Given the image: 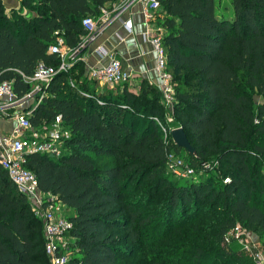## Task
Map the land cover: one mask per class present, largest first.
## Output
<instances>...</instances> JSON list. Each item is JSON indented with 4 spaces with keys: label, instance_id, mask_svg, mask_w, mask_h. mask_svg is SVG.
I'll use <instances>...</instances> for the list:
<instances>
[{
    "label": "trees",
    "instance_id": "trees-1",
    "mask_svg": "<svg viewBox=\"0 0 264 264\" xmlns=\"http://www.w3.org/2000/svg\"><path fill=\"white\" fill-rule=\"evenodd\" d=\"M118 1L19 0L21 9L7 11L0 0V82L28 90L19 72L57 65L48 52L55 38L77 49L82 19ZM158 1L152 20L163 30L173 105L147 79L137 92L127 81L97 91L76 61L52 78L29 118L37 127L61 115L71 131L65 152L28 154L23 165L41 192L73 210L71 263L124 264L136 255L137 264H255L226 235L238 224L264 251V0ZM179 126L195 154L173 143ZM171 151L194 175L168 171ZM0 264H49L42 223L1 166Z\"/></svg>",
    "mask_w": 264,
    "mask_h": 264
},
{
    "label": "built area",
    "instance_id": "built-area-1",
    "mask_svg": "<svg viewBox=\"0 0 264 264\" xmlns=\"http://www.w3.org/2000/svg\"><path fill=\"white\" fill-rule=\"evenodd\" d=\"M118 3L120 11L137 3L142 4V13L146 22H150L159 9L158 0H119ZM113 17H108L104 12L98 18L84 17L81 22L85 33L77 49L68 48L64 38L58 35L48 46V52L57 54L59 57L60 62L57 65L38 62L32 74L25 75L19 72L22 82L30 85L28 90L22 93L16 91L12 80L0 82V166L6 171L18 191L25 195L33 212L41 221L44 252L49 264L83 263L81 261L71 263L72 253L76 251L74 238L69 236L73 224L67 215H63L61 202L56 196L41 192L35 175L23 164L26 155L32 153L47 154L52 157L61 156L65 152L66 142L71 139V131L63 125L61 115L37 127L31 125L29 118L34 109L47 97L46 88L52 78L57 73L71 68L79 60L80 51L94 41ZM124 27L127 31H131V22L124 23ZM162 31L161 27L155 26L152 30H146L145 36L156 54L155 72L158 83L155 85L160 89L162 104L170 108L175 101V89L160 45ZM95 52L100 57H107L108 62L88 70L89 79L109 86L122 84L129 79V74L113 53L102 46L97 47ZM84 95L90 96L85 93ZM97 101L102 104V101ZM155 120L162 130L164 142L168 143L169 130L157 118ZM8 123L11 124V129L3 130V126ZM166 167L177 178H188L195 173V169L188 162L172 151L166 154ZM208 167L207 163H202L201 171L208 170ZM232 240L253 254L255 264H264V254L257 251L246 229L237 224L226 235L227 242ZM70 241H73L75 245L73 248L69 245Z\"/></svg>",
    "mask_w": 264,
    "mask_h": 264
},
{
    "label": "crops",
    "instance_id": "crops-1",
    "mask_svg": "<svg viewBox=\"0 0 264 264\" xmlns=\"http://www.w3.org/2000/svg\"><path fill=\"white\" fill-rule=\"evenodd\" d=\"M2 1L5 4L6 10L8 9L7 11L21 9L19 0ZM142 8L143 6L140 3L122 11L119 9L118 2L107 6V9L103 11L104 14L108 15V17H115H113L94 41L88 43L78 54V61L85 68L84 71L108 62L107 57H100L95 52L97 47L102 46L120 60L122 67L129 74L127 86L130 91L137 92L142 79H147L153 84L158 83V77L155 72L156 54L145 36V31L154 29L156 23L154 20L146 22ZM22 11L26 13L24 9ZM127 21H130L132 24L131 31H127L124 27V23ZM103 86V84L98 83L96 90L100 91ZM5 126L10 127L11 124L8 123ZM62 206L68 210L67 206L63 204ZM72 212L73 210L71 209Z\"/></svg>",
    "mask_w": 264,
    "mask_h": 264
},
{
    "label": "rangeland",
    "instance_id": "rangeland-1",
    "mask_svg": "<svg viewBox=\"0 0 264 264\" xmlns=\"http://www.w3.org/2000/svg\"><path fill=\"white\" fill-rule=\"evenodd\" d=\"M8 10V9H7ZM228 11H229V14H231V10L230 9H228ZM111 90H115V87H109ZM109 89V90H110ZM253 98H254V101L257 103V102H259L260 100H261V97H260V95H258L256 92L253 94ZM11 129V126L9 127V126H3V130H10ZM184 159V158H183ZM185 160V159H184ZM186 161V160H185ZM187 162V161H186ZM62 213H63V215L64 216H69V215H72L73 214V212L71 213V208H68V210H66L65 208H64V206L62 207ZM247 232H249L250 233V238H251V242L254 244V246L257 248V251L258 252H261V253H263L264 254V251H261L260 249H259V247L260 248H262V245L261 244H259V237L255 234V233H253L252 231H249V230H246ZM69 245L71 246V248H73L75 245H74V243H73V241H70L69 242ZM232 245H234L235 247H238V243L237 242H235L234 244L232 243ZM137 256L136 255H134L133 256V258H125L123 261H122V263H124V264H137Z\"/></svg>",
    "mask_w": 264,
    "mask_h": 264
},
{
    "label": "water",
    "instance_id": "water-1",
    "mask_svg": "<svg viewBox=\"0 0 264 264\" xmlns=\"http://www.w3.org/2000/svg\"><path fill=\"white\" fill-rule=\"evenodd\" d=\"M170 135H171L173 143L176 146L184 148L186 152L189 154H195V150L191 146L189 141L187 140V137L182 127L179 126V127L172 128L170 131Z\"/></svg>",
    "mask_w": 264,
    "mask_h": 264
}]
</instances>
